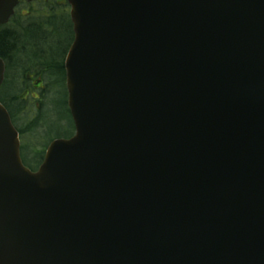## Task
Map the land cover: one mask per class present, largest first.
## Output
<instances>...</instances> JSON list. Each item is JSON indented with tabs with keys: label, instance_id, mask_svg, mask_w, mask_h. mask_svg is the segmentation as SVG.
<instances>
[{
	"label": "water",
	"instance_id": "1",
	"mask_svg": "<svg viewBox=\"0 0 264 264\" xmlns=\"http://www.w3.org/2000/svg\"><path fill=\"white\" fill-rule=\"evenodd\" d=\"M67 2L75 133L31 171L0 103V264H264V0Z\"/></svg>",
	"mask_w": 264,
	"mask_h": 264
},
{
	"label": "trees",
	"instance_id": "2",
	"mask_svg": "<svg viewBox=\"0 0 264 264\" xmlns=\"http://www.w3.org/2000/svg\"><path fill=\"white\" fill-rule=\"evenodd\" d=\"M56 9L57 6L53 7V11L60 14L59 9ZM39 15L40 19L38 20ZM20 17L22 18L14 16L7 25L0 27V58L5 63L4 82L0 90L7 88V86L10 88L8 96L0 94V101L8 110L11 107L15 112L20 109V103L15 94L16 89L22 84L21 82L30 77H42L48 89L53 85L55 86L54 91L49 90L51 99L47 101V106H50L62 91L65 92L63 70L65 51L61 52V44L56 39L59 34L67 35L68 30L66 32L63 27L57 29L55 21L46 30L44 25L48 22L44 23L46 20L41 22V13L33 12L29 17L26 15ZM53 103L56 106V102ZM49 109L48 111H51V106ZM43 110V108L42 110L39 109L37 113L39 114ZM11 116L13 118L12 113ZM41 157L42 154L38 156L39 160Z\"/></svg>",
	"mask_w": 264,
	"mask_h": 264
},
{
	"label": "rangeland",
	"instance_id": "3",
	"mask_svg": "<svg viewBox=\"0 0 264 264\" xmlns=\"http://www.w3.org/2000/svg\"><path fill=\"white\" fill-rule=\"evenodd\" d=\"M35 2H33L32 4H28L26 7H22L20 9L17 8V18L19 17V13L20 12H24L27 13V16L29 17L33 12L36 13H41L42 16H47L49 18H52L50 22H48L45 25V29H49V25L52 24V21H54V17H55V11H53V7L58 6L57 0H34ZM52 2H54V4L50 7L49 11H46L45 8L47 6H49ZM62 10H65L66 5H60L59 6ZM57 10V9H56ZM16 18V20H17ZM38 20L40 19V15L37 18ZM16 22V21H14ZM41 23V22H39ZM14 24V23H12ZM48 26V28H47ZM58 27H63L64 30L66 31L67 28L66 24L63 21H58L57 22V29ZM67 32V31H66ZM68 32L67 35L65 34H59L57 37V42L59 44H61V52H64V55L68 49V46L70 44V41L68 42ZM39 77L35 76V78L32 81H29L28 79L24 82H21L22 84L19 85L16 89V98L17 100H20L21 98H25L26 99V105L25 108L23 109L22 106H20V109L17 112H14V109L10 107V112L12 113L13 117H14V121L19 125V129H24L23 126H20V122L18 121V117H21L24 119L23 123L25 124H30L33 123V112H34V104L33 102H36L37 100H30V95L34 94L35 92L38 93L40 95V90H35L34 87L36 85H41ZM42 82V81H41ZM42 84H44V82H42ZM45 85V84H44ZM52 86V85H50ZM55 86L53 85L50 89H48V86L45 85L44 87V93H43V98H42V102L44 104L45 107H48L46 110L44 109L43 111H41L39 114H36V116H38L39 119V123L35 126H33L31 128V131L27 134L24 135L23 137V141L24 144H29L30 145V149L24 150V156L26 157L27 162L30 164V166L32 167V169H34L36 167L37 163V158L36 156H41L42 152L44 151L46 145H47V141L48 139L52 138V137H57V136H63L66 135L67 133L71 132V126L69 125V118H68V114L66 111V107H65V94L63 92H61L58 97L56 98V100H53V102H56V106L55 104L52 102L51 106V111H48V109L50 108V106H47V101L50 100V91H54ZM47 90V91H46ZM50 90V91H49ZM1 95L3 96H8L10 93V88L9 86H7V88L0 90ZM14 94V95H15ZM41 96V95H40ZM9 105V104H8ZM10 106V105H9ZM23 110V112L25 113L23 116H20L21 111ZM50 110V109H49ZM17 115V116H16ZM41 116V117H40ZM42 123L44 125V127L42 126ZM18 129V130H19ZM47 136V137H46Z\"/></svg>",
	"mask_w": 264,
	"mask_h": 264
},
{
	"label": "flooded vegetation",
	"instance_id": "4",
	"mask_svg": "<svg viewBox=\"0 0 264 264\" xmlns=\"http://www.w3.org/2000/svg\"><path fill=\"white\" fill-rule=\"evenodd\" d=\"M70 32H71V30H70ZM71 34H72V32H71ZM35 88H37V89H35V90H42L43 89V87L42 86H39V85H36L35 86ZM31 96H33V98L35 99V100H37L36 102H35V106H36V108H37V110H42V108H43V106H44V104H43V102H42V98L39 96V94L38 93H34V94H32ZM25 104H26V99H24L23 100V109L25 108ZM25 113L23 112V110L21 111V113H20V116H23ZM19 121H21V122H23L24 121V119L23 118H19ZM39 123V119H38V116H36L35 115V126L37 125ZM23 127H24V129L22 130V131H20V129L18 130V134H19V138H20V141L21 140H23V138L22 137H24V135H27L28 133H29V128H28V125H23V124H21ZM43 127H44V125H43ZM31 131V130H30ZM21 144H22V142H21ZM22 148H24V147H22ZM25 149H27V150H29L30 149V145L29 144H26L25 145Z\"/></svg>",
	"mask_w": 264,
	"mask_h": 264
}]
</instances>
